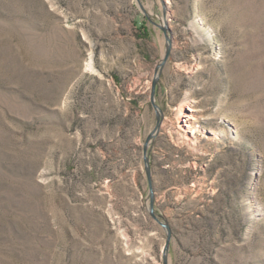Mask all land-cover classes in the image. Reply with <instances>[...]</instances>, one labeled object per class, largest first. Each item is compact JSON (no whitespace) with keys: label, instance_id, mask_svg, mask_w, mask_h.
<instances>
[{"label":"rangeland","instance_id":"1","mask_svg":"<svg viewBox=\"0 0 264 264\" xmlns=\"http://www.w3.org/2000/svg\"><path fill=\"white\" fill-rule=\"evenodd\" d=\"M168 228L264 264V0H0V264H163Z\"/></svg>","mask_w":264,"mask_h":264},{"label":"water","instance_id":"2","mask_svg":"<svg viewBox=\"0 0 264 264\" xmlns=\"http://www.w3.org/2000/svg\"><path fill=\"white\" fill-rule=\"evenodd\" d=\"M163 30L166 34V32H167L166 28H163ZM166 39L168 40L167 42L170 41L168 35H166ZM169 50H170V42L167 45L166 54H165V57H164L161 64H163L164 60L166 59V56L169 53ZM154 85H155V81L153 80L152 90H151V94H150V100H151L152 107H154L156 109V111H159L157 105L154 103V94H153L154 93ZM158 124H159V122H157V126H158ZM151 136H152V134L148 136V138L146 139L145 145H147L148 140L150 139ZM145 145H143L144 149H143V158L142 159H144L145 171H146V176H147V181H148V191H149V193H148L149 194V198H148L149 199V205H148L149 211L148 212L154 219L158 220L156 215L153 212L154 211V199H153L154 198V190H153V186H152L153 183H152V178H151V173H150L151 171L149 168V161L147 159L148 157L146 155V146ZM161 226L166 227V228L168 227V226H166L165 223H161ZM169 238H170V231L168 228L167 238H165L166 242H165V245H164L163 251H162L163 252V264H167V257H166L167 252L166 251H168V245H169V241H170Z\"/></svg>","mask_w":264,"mask_h":264},{"label":"bare ground","instance_id":"3","mask_svg":"<svg viewBox=\"0 0 264 264\" xmlns=\"http://www.w3.org/2000/svg\"><path fill=\"white\" fill-rule=\"evenodd\" d=\"M194 111L195 110L193 109V107L190 104H188L187 102H185V104L183 106L179 107L178 113H179L180 117H184L183 119L180 120V122H182L186 128H192V122L191 121H194L196 119Z\"/></svg>","mask_w":264,"mask_h":264}]
</instances>
